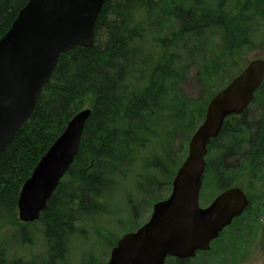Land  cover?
I'll return each instance as SVG.
<instances>
[{
	"label": "trees",
	"instance_id": "trees-1",
	"mask_svg": "<svg viewBox=\"0 0 264 264\" xmlns=\"http://www.w3.org/2000/svg\"><path fill=\"white\" fill-rule=\"evenodd\" d=\"M263 1L239 0L235 8H228V0H107L98 19L94 46L76 47L61 55L32 117L0 157V227L14 224L30 242L27 228L31 224L17 219L21 188L68 122L90 104L92 113L75 162L37 220L48 245L47 261L40 264H54V258H65L77 219L100 209L98 202L121 169L125 152L136 144V129L148 123L142 119L144 114L160 107L166 96L174 76L177 44L184 38L219 29L223 44L206 65L209 76L224 70L228 60L238 66V74L246 66L239 58L243 48L253 45L249 38L251 11ZM27 2L0 0V39ZM155 23L159 29L154 38L161 48L146 55L139 42ZM131 72H137L138 78L133 86L126 81ZM263 93L264 82L254 100ZM251 130H256L253 135ZM226 136L233 142L227 143ZM221 139L224 142L216 146ZM245 141L246 145L252 144L254 153L263 151L264 110L259 120L252 123L247 110L227 118L219 137L208 146L209 151L221 148L218 165L222 169L215 180L221 188L234 186L223 177H230L229 167L221 165ZM212 170L209 161L205 174Z\"/></svg>",
	"mask_w": 264,
	"mask_h": 264
},
{
	"label": "water",
	"instance_id": "water-1",
	"mask_svg": "<svg viewBox=\"0 0 264 264\" xmlns=\"http://www.w3.org/2000/svg\"><path fill=\"white\" fill-rule=\"evenodd\" d=\"M107 0H28L0 39V157L32 117L41 93L62 54L95 44L99 16ZM264 82V59L250 61L209 102L180 166L169 198L154 205L147 223L126 233L107 262L99 264H164L168 256H192L249 204L245 192L232 187L206 207L200 206L208 145L228 116L242 114ZM91 108L79 111L24 182L18 219H40L78 155Z\"/></svg>",
	"mask_w": 264,
	"mask_h": 264
},
{
	"label": "rangeland",
	"instance_id": "rangeland-1",
	"mask_svg": "<svg viewBox=\"0 0 264 264\" xmlns=\"http://www.w3.org/2000/svg\"><path fill=\"white\" fill-rule=\"evenodd\" d=\"M239 0H228V8H235ZM249 38L253 45L245 46L239 58L243 65L264 57V1L251 11ZM155 21H158L155 19ZM159 26L157 23L147 28L140 50L146 55L158 52L161 48L154 38ZM223 44L222 31L211 29L203 36L184 38L175 49L174 76L169 81V89L160 107L151 114H144L148 123L136 129V144L125 152L124 163L107 185L99 203L100 209L91 215L80 216L77 228L69 236L65 258L53 259L54 264H98L110 259L112 249L126 233L136 231L152 216L154 205L171 194L175 176L189 154L190 141L203 123L205 112L202 109L215 94L223 89L237 74V65L227 61L224 70L215 71L209 76L207 63L216 55ZM136 73V74H135ZM138 80L137 72H131L126 81L133 86ZM228 82V83H227ZM213 94V96H212ZM211 97V99H210ZM210 99V100H209ZM91 107L87 104L83 109ZM264 110V93L254 100L247 109L248 119H259ZM227 143H232L229 136ZM235 141V140H234ZM224 140H219L221 144ZM246 141L237 147L233 159L221 165L229 167V175L234 185L249 187L256 198V207L264 214V166L256 169V179L248 178L247 168L241 154ZM241 152V153H240ZM221 148L210 149L207 160L213 170L205 174L201 204L208 205L220 192L216 184ZM177 168V169H176ZM174 176V178H175ZM229 179L228 176H223ZM173 178V179H174ZM19 216V214H18ZM17 216V219H18ZM27 228L30 242L14 224L0 227V264H40L47 261L48 245L44 239L43 227L37 220ZM245 226V220L240 223ZM26 230V232H27ZM240 254L235 264H261L264 262V242L254 237ZM237 250V249H236ZM235 251V250H234ZM212 256H203L187 264H229L230 258L222 256L216 263ZM176 264V263H173Z\"/></svg>",
	"mask_w": 264,
	"mask_h": 264
},
{
	"label": "flooded vegetation",
	"instance_id": "flooded-vegetation-1",
	"mask_svg": "<svg viewBox=\"0 0 264 264\" xmlns=\"http://www.w3.org/2000/svg\"><path fill=\"white\" fill-rule=\"evenodd\" d=\"M264 59V57H262ZM248 109V108H247ZM246 109V110H247ZM241 115V114H240ZM240 115H232V116H240ZM231 117V116H230ZM249 123L258 121L259 119H256L254 121H251L250 119ZM256 130H251L250 132L252 135L255 133ZM251 139V138H250ZM222 144V143H221ZM221 144H217L216 146L220 147ZM245 150L241 153L243 158V164L245 163V167L247 168L248 172V178L250 179H256L257 171L256 169L262 168L264 166V149L262 152L254 153L253 151L255 148H253L252 144L245 145ZM237 155L236 150L233 152L232 156H230V160L235 158ZM207 163L210 161V159H206ZM257 167H254V166ZM253 179V180H254ZM226 181L234 182V178L230 177L229 179H225ZM238 184V183H237ZM232 187H238L242 189L245 192V195L247 196V199L249 200V204L246 207V209L243 211V213L237 217H235L231 224L226 226L219 234L218 237L213 238L210 241V247L206 250L204 249H197L195 251V254L192 256L180 258L176 256H168L166 258V262L168 264H187L190 261L193 260H199L203 256H212L211 258L216 262L219 263L222 256H226L230 258L229 264H235L239 260V256L242 253H245L244 246L246 247V243L244 239H248L247 245L251 242V240L259 236L260 241L261 239L264 242V214L262 213L261 207H256V198L254 194H252L249 187H244L239 185H234ZM230 187V188H232ZM218 195L212 200V202L208 205H202L201 204V198L202 194L200 196V206L202 208H206L210 206L214 200L225 190L229 188H221ZM171 195V194H170ZM168 196V198L170 197ZM167 199V198H166ZM245 220L246 225L242 226L240 225L241 222ZM237 249V250H236ZM235 250V251H234ZM261 264H264L262 262Z\"/></svg>",
	"mask_w": 264,
	"mask_h": 264
}]
</instances>
